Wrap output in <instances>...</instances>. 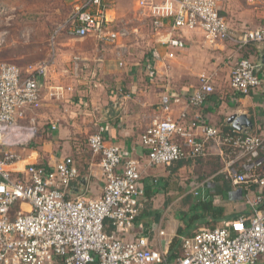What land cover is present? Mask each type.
<instances>
[{
	"label": "built area",
	"instance_id": "obj_1",
	"mask_svg": "<svg viewBox=\"0 0 264 264\" xmlns=\"http://www.w3.org/2000/svg\"><path fill=\"white\" fill-rule=\"evenodd\" d=\"M225 1L136 0V6L140 16L149 19L157 32L169 22L171 30L200 29L209 43L233 40L239 50L250 42H264V24L232 36L219 14V6ZM107 2L76 0L50 41L65 29L72 36H93L102 45L113 44L126 33L111 27ZM10 15L4 18L6 26ZM171 30L162 44L183 48L184 41L171 35ZM7 33V28L0 30V45ZM254 66L247 58L235 62L229 79L233 91L247 94L259 86ZM47 68V60L24 68L0 62V264L259 263L264 255V137L223 131L206 124L200 112L185 126L181 121L186 117L185 111L179 120L172 119L171 96L167 93L160 97L159 115L140 135L147 165L168 166L182 159L205 158L214 148L223 163L221 172L234 187H242V198L249 209L248 215L181 236L179 253L173 259L151 248L147 237L134 231L144 195L139 184V164L134 158L122 159L119 145L106 140L104 127L99 126L87 138L90 151L100 155L104 177L100 197L67 196L69 185L78 175L69 159L51 168L28 163L23 175L15 176L19 155L12 147L25 145L33 135L32 128L23 122L29 112L41 106L40 80L46 78ZM146 69L153 73L150 62ZM65 89L54 86L49 94L59 97ZM212 91L210 76L200 73L198 86L186 105L202 106ZM33 122L31 117L29 123ZM198 128L199 134L195 132ZM192 189L198 194L194 186ZM23 205L28 209H23ZM106 224L113 227L109 233ZM138 229H142L141 224Z\"/></svg>",
	"mask_w": 264,
	"mask_h": 264
},
{
	"label": "crops",
	"instance_id": "obj_2",
	"mask_svg": "<svg viewBox=\"0 0 264 264\" xmlns=\"http://www.w3.org/2000/svg\"><path fill=\"white\" fill-rule=\"evenodd\" d=\"M75 1L67 4L62 1V9L56 10L57 14L50 18L54 24L51 31L44 35L48 48L39 61L47 60L48 68L46 78L40 80L41 106L29 112L23 122L32 128L33 135L25 145L12 147L19 155L14 175H23L28 163L51 168L69 159L78 175L69 185L67 196L100 197L104 186L100 155L90 151L87 138L99 126L104 127L106 140L119 145L122 159L134 158L139 164V184L144 188V195L134 231L146 236L151 248L173 259L178 245H171L173 240L206 226L203 222L189 225L182 217L197 199L188 195L189 200H183V182L177 177L196 165L190 159L168 166L147 165L140 135L159 115L160 97L167 93L171 96L172 119L179 120L180 113L185 111L186 117L181 120L185 126L196 112H200L206 124L223 131L264 137V42H250L239 50L233 40L209 43L200 29L171 30L169 22L165 29L154 34L149 19L138 13L136 0H107L111 27L126 33L113 44L102 45L93 36H72L65 29L51 42L50 36L66 20ZM219 14L236 37L246 29L264 24V0H227L220 4ZM170 30L171 35L184 41L183 48L162 44ZM241 58L255 65L254 72L260 79L259 86L247 94L237 93L229 86L232 67ZM146 60L152 65V74L146 69ZM200 73L210 76L213 91L202 106L189 107L186 102L198 86ZM58 85L67 89L59 97L51 96L52 87ZM111 102H117L118 106L114 114L106 118V107ZM232 115H245L251 125L243 130L235 129L228 122ZM31 117L33 123H29ZM195 132L199 134L200 128ZM210 153L208 159L218 156L214 148ZM192 182L198 191L197 197L211 199L214 207L223 210L217 225L241 214L248 215L249 209L237 188L216 193L215 184L211 190L203 182ZM138 224L142 225L141 230ZM258 264H264V256Z\"/></svg>",
	"mask_w": 264,
	"mask_h": 264
},
{
	"label": "rangeland",
	"instance_id": "obj_3",
	"mask_svg": "<svg viewBox=\"0 0 264 264\" xmlns=\"http://www.w3.org/2000/svg\"><path fill=\"white\" fill-rule=\"evenodd\" d=\"M62 1H64L65 4L70 2V0H0V30L4 28L8 30L4 42L0 45V62L14 63L23 68L38 62L44 50L48 48L47 42L45 41L46 36L44 35H46V33L48 34L54 25L50 22V18L57 14V12H55L56 10L60 11L62 9ZM7 14H11L9 16L10 20L8 26H6L4 22V18ZM149 22L152 33H157L150 20ZM39 41L42 42L40 43ZM36 42L40 44L38 43L39 45H37ZM38 46H40L39 49ZM138 47L140 48V46ZM140 60L141 58L139 61ZM147 63L148 60L145 61V64ZM193 163L196 167H192L189 170L187 169L183 172L182 177H177L178 181L183 182V184H181V187H183L181 193L184 194V201L189 200L187 198L188 195L191 199H194L193 195H197L192 189L195 185V183L192 182L193 180L209 185L211 190H213V184L218 187L221 185V182L218 183L216 181V177L219 176V174L215 172L219 168L218 161L214 159L208 161L207 159L196 160ZM23 209L27 210L28 207L23 206ZM199 212L201 211L197 212L196 209L191 208L182 216L185 218L184 223L195 226L193 222H196V224L203 222V218H199L198 221H196V218H193L194 214Z\"/></svg>",
	"mask_w": 264,
	"mask_h": 264
},
{
	"label": "trees",
	"instance_id": "obj_4",
	"mask_svg": "<svg viewBox=\"0 0 264 264\" xmlns=\"http://www.w3.org/2000/svg\"><path fill=\"white\" fill-rule=\"evenodd\" d=\"M209 156L210 155H208L205 158H195V159H190V160H194V161H196V160H207L209 158ZM211 159H214V160L218 161V163H219V168L215 172H217L216 174H219V176L216 177V181L218 183L221 182V185H219V187L216 185L217 186L216 190H215L216 193H222L223 189L225 190V192L232 191L235 188H237L239 191L243 192V189L241 186L234 187L231 184V182L225 177V175L221 172V169L223 167L222 166L223 163H222L220 157L214 156ZM211 159H208V161ZM182 160H185V159H182ZM178 161H181V160H178ZM218 183H216V184H218ZM193 196H194V200L197 199V202L193 203L194 204L193 208H195L196 210L199 209V211H201L197 214H194L193 218L194 219L196 218V220H198L199 218H203V223L206 224L204 229H212L215 226H217L218 218L221 216L223 210L220 207H214L211 199L210 200H205V199L202 200L200 197H197L196 195H193ZM263 198H264V191H263ZM263 206H264V203H263ZM106 222H109V221L106 220ZM105 230H106V232L109 233L113 230V227L109 224H106ZM194 232H192L189 235H192ZM181 233H182L181 229H178V234H181ZM179 243H180V238H179V240L176 238L173 240V242L171 244V245L178 244L176 247V250H175L176 253H174L172 255L173 257L179 253Z\"/></svg>",
	"mask_w": 264,
	"mask_h": 264
},
{
	"label": "water",
	"instance_id": "obj_5",
	"mask_svg": "<svg viewBox=\"0 0 264 264\" xmlns=\"http://www.w3.org/2000/svg\"><path fill=\"white\" fill-rule=\"evenodd\" d=\"M264 59V56H262V60ZM261 60V61H262ZM118 106L117 102H111L106 107V118H109L111 115L114 114L115 108ZM228 122L232 123V126L237 130H243V128L251 125V122L246 118L245 115H232L229 117Z\"/></svg>",
	"mask_w": 264,
	"mask_h": 264
}]
</instances>
